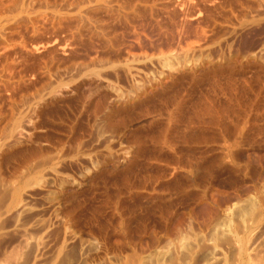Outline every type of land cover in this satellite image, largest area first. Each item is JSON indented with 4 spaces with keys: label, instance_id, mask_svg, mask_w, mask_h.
Segmentation results:
<instances>
[{
    "label": "rangeland",
    "instance_id": "rangeland-1",
    "mask_svg": "<svg viewBox=\"0 0 264 264\" xmlns=\"http://www.w3.org/2000/svg\"><path fill=\"white\" fill-rule=\"evenodd\" d=\"M0 223V264H264V0H0Z\"/></svg>",
    "mask_w": 264,
    "mask_h": 264
},
{
    "label": "bare ground",
    "instance_id": "bare-ground-1",
    "mask_svg": "<svg viewBox=\"0 0 264 264\" xmlns=\"http://www.w3.org/2000/svg\"><path fill=\"white\" fill-rule=\"evenodd\" d=\"M226 72H227V71H226ZM228 75H229V74H228ZM229 81H230V80H229ZM180 189H181V188H180ZM251 207L254 208V204H251ZM17 213H18V212H17ZM17 213H16V215H18ZM22 213L25 214L24 211H21V213H19V214H22ZM14 216H15V215H14ZM19 216H20V215H19ZM5 217H6V216H5ZM20 217H21V216H20ZM11 218H12V217H11ZM13 218H14V217H13ZM15 218H16V216H15ZM25 218H26V217H25ZM4 219H5V218H4ZM4 219H3V220H4ZM7 219H8V218L6 217V220H7ZM14 220H15V222H16V219H14ZM14 220H13V221H14ZM9 221H10V219H9ZM18 221H19V218H18ZM4 223H5V222H4ZM7 223H8V221H7ZM22 223H24V222H22ZM27 223H28V222H27ZM2 224H3V222H2ZM8 224L10 225V222H9ZM16 224H17V223H16ZM16 224H15V225H16ZM28 224H29V223H28ZM0 225H1V223H0ZM5 225H6V224H5ZM12 225H13V223H12ZM19 225H20V224H19ZM1 226H2V225H1ZM7 226H8V225L3 226V227H5V229H7L8 227H10V226H8V227H7ZM6 227H7V228H6ZM16 227H17V226H14L13 231H14V230L16 231V229H17ZM18 227H20V226H18ZM21 228H22V227H21ZM24 228H26V227H24ZM24 228H23V229H24ZM43 228H44V227H43ZM5 229H4V231H5ZM18 229L20 230V228H18ZM37 229H38V228H37ZM40 229H41V228H40ZM53 230H54V229H53ZM4 231H3V232H4ZM7 231H8V230H7ZM13 231H12V232H13ZM15 231H14V232H15ZM26 231H27V230H26ZM43 231H44V230H43ZM55 231H56V230H55ZM1 232H2V231H1ZM18 232H19V231H17V233H18ZM38 232H39V230H38ZM38 232H37V234H39ZM8 233H9V232H8ZM8 233L5 232V234L3 235L4 239H5V237L8 236ZM25 233H26V232H25ZM29 233H30V232H29ZM70 233H71V232H70ZM10 234H11V233H10ZM10 234H9V236H11ZM31 234H32V233H31ZM34 234H35V233H34ZM41 234H42V232H41ZM1 235H2V234H1ZM16 235H17V234H16ZM16 235H15V236H16ZM19 235H20V233L18 234L17 237H19ZM48 235H49V234H48ZM51 235H52V234H51ZM51 235H50V237H51ZM25 236H27V235H25ZM29 236H32V235H29ZM40 236H41V235H40ZM54 236H55V235H54ZM54 236H53V237H54ZM56 236H58V235H56ZM75 236H76V235H75ZM8 238H9V237H8ZM23 238H24V236H23ZM27 238H28V236H27ZM36 238H37V237H35V239H36ZM41 238H42V236H41ZM41 238H40V240H41ZM10 239L12 240V237H10ZM13 239H15V238H13ZM20 239H22V238H20ZM35 239L33 240V237H32V239L29 238V239L26 240L27 243H26L25 239H23L24 242H25V246H24L25 249H23V250H25V251H23V250H19V251H21V252H19V251L16 249V247H15L16 250L14 249V251H15V252H14V256L12 255V256L14 257V262H13V261L10 262V256L7 255V253H8L10 250L7 251L8 248L6 247V248H7V249H6V252H7V253L4 251V254H3L4 257L1 259L2 264H12V263H13V264H39L41 261H40V262H36V260H35V262H34L33 260L36 259L37 256H38V255H36V253L38 252L37 250H38L40 247L37 249V245H38V246L42 245V244H43L42 242H44V240L40 242V243H42V244H38V242H37L38 239H36V240H35ZM43 239H44V238H43ZM48 239H49V238H48ZM65 239H66V238H65ZM68 239H69V238H68ZM5 240H6V239H5ZM7 240H8V239H7ZM30 240H31V241L33 240L34 243H31ZM40 240H39V241H40ZM16 241H17V240H16ZM20 241H21V240H20ZM29 241H30V242H29ZM35 241L37 242V245L35 244ZM56 241H57V240H56ZM60 241H61V240H60ZM2 242H3V239H2ZM18 242H19V241H18ZM21 242H22V241H21ZM53 242H54V241H53ZM58 242H59V241H58ZM4 243H6V241H5ZM16 243H17V242H16ZM47 243H48V242H47ZM54 243H55V242H54ZM65 243H66V242H65ZM65 243H63V244H65ZM2 244H3V243H2ZM9 244H10V241H9ZM19 244H20V243H19ZM19 244H18V245H19ZM22 244H23V243H22ZM60 244H61V243H60ZM63 244H62V245H63ZM3 245H5V244H3ZM10 245H11V244H10ZM16 245H17V244H16ZM18 245H17V247L19 248V246H20L21 244H20L19 246H18ZM23 245H24V244H23ZM56 245H57V244H56ZM65 245H66V244H65ZM6 246H8V245L6 244ZM44 246H45V245H44ZM47 246H48V245H47ZM52 246H54V245H52ZM90 246H91V245H90ZM8 247H9V246H8ZM42 247H43V245H42ZM67 247H68V246H67ZM72 247H73V246H72ZM75 247H76V246H75ZM21 248H23V246L20 247V249H21ZM49 248H50V247H49ZM56 248H58V250H62V249H64V248H62V247H61V249H59V246H58V245H57V247H55V249H56ZM44 249L47 250L48 248H46V247L43 248V251H44ZM55 249H54V250H55ZM66 249H68V248H66ZM66 249L63 250L65 253H66V251H65ZM77 249H78V248H77ZM12 250H13V249H12ZM40 250H41V249H40ZM49 250H50V249H49ZM71 250H72V248H71ZM71 250H67V251L69 252V251H71ZM73 250L75 251L76 249H73ZM73 250H72V251H73ZM91 250H92V249H91ZM16 251H17V252H16ZM52 251H53V250H52ZM56 251H57V250H56ZM56 251H55V253H57ZM63 251H59V252H58V253H59L58 255H60V252H63ZM72 251L70 252V254L73 253ZM93 251H94V250H93ZM10 252H11V251H10ZM10 252H9V253H10ZM39 252H41V251H39ZM44 252H45V251H44ZM50 252H51V251H50ZM50 252H49V253H50ZM75 252H76V251H75ZM75 252H74V253H75ZM89 252H90V251H89ZM116 252H117V251H116ZM9 253H8V254H9ZM49 253H48V254H49ZM55 253H54V254H55ZM74 253H73V257L75 258L76 255H74ZM91 253H92V252H91ZM11 254H13V253L11 252ZM39 254H42V257L40 256V259H42V258L45 259L46 256L44 255L45 257H43V254H46V252H45V253H42V252H41V253H39ZM63 254H64V253H63ZM1 255H2V254H1ZM9 255H10V254H9ZM49 255H50V254H49ZM51 255H52V254H51ZM58 255H55V257L58 256ZM47 256H48V255H47ZM69 256H70V255H69ZM89 256H90V255H89ZM55 257H54V259H55ZM66 257H67L68 259L71 258V256H70V258H69L68 255L64 254V256H63V255L61 256L62 259L59 258V260H60V259H61V260H60V261L58 260L59 262H55V263H58V264H67V262H68L69 260H67ZM95 257H97V256H95ZM52 258H53V256H52ZM52 258H51V261L54 260V259L52 260ZM11 259H12V257H11ZM44 259L42 260V263H43ZM91 259L93 260V257H92ZM38 260H39V259H37V261H38ZM55 260H56V259H55ZM71 260H73V258H72ZM76 260H77V259H76ZM48 261H49V260H48ZM51 261H49V262H51ZM56 261H57V260H56ZM88 261H89V260H88ZM44 262H45V264H46V262H47V257H46V260H45ZM49 262H48V263H49ZM0 263H1V262H0ZM48 263H47V264H48ZM68 263L70 264V263H73V262L71 261V262H68ZM50 264H52V263H50ZM53 264H54V263H53ZM73 264H74V263H73Z\"/></svg>",
    "mask_w": 264,
    "mask_h": 264
}]
</instances>
